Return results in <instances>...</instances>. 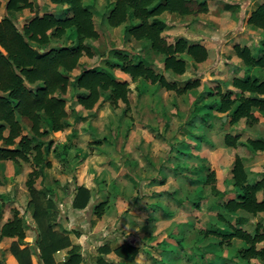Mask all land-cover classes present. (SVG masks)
Masks as SVG:
<instances>
[{"label": "trees", "instance_id": "1", "mask_svg": "<svg viewBox=\"0 0 264 264\" xmlns=\"http://www.w3.org/2000/svg\"><path fill=\"white\" fill-rule=\"evenodd\" d=\"M86 1L49 0L50 9L52 4V9L61 10L59 13L50 10L35 13L37 3L34 0H8L6 16L0 21V162L31 164L33 170L26 187L38 229L37 251L29 247L21 248L18 243L26 238L25 219L18 210H14L13 218L3 225L0 238L18 240L12 244L11 251L19 264H32L33 255L38 257L40 264H58L55 254L72 247L65 230L64 233L54 230L59 215L55 195L51 198L49 190L35 186L43 177L44 169L52 168L47 154L54 148V153L67 155L72 147L69 143L55 144L52 136L71 127L69 118L77 116L74 106L81 105L91 111L103 101H109L113 109H118L120 103L124 104L123 113L127 114L131 107L132 89L128 81L116 77L115 69L129 75L134 83L148 82L175 92L177 96L186 95L199 88L201 80H169L164 74L156 72L152 53L164 56L163 69L178 76L187 71L186 57L195 64L204 63L209 58V51L203 44L184 36L169 38L165 34L168 23L162 18L165 14L180 17L206 14L209 11L207 1L108 0L105 13L108 25L112 29L124 26L126 33L141 42L148 54L136 62L126 50L116 49L114 62L107 61L104 65L93 67L83 65L81 60L84 57L93 59L100 55L92 45L100 34L95 27L92 8ZM26 10L33 16L20 26L17 15ZM248 24L264 32V1L251 13ZM261 46L257 57L248 46H234V55L247 69L245 75L232 78L230 89L218 86L210 91L208 96L215 99L210 104L195 106L192 120L205 109L222 114L220 121L223 125H236L244 120L247 127H253L259 123V116L264 118V38ZM78 68H81L80 73L72 76ZM253 69L260 70L261 74H253ZM70 89L69 100L67 94ZM224 117L227 122H224ZM241 138V134L227 133L225 144L232 149L241 146L255 154L264 153V138H248L245 141ZM206 169L209 172L206 183L211 185L212 193L222 199L220 207L223 214L217 217L223 226L200 232L206 237L217 238L220 248L231 247L235 239L241 240L246 247L238 249L235 258L244 261V264H251L254 260L264 263V223L251 222L253 228H243L250 224L251 218L264 214V171L257 173L256 179L251 181L244 159L236 155L230 170L234 189L221 192L215 186V171ZM74 191L77 192L74 208L87 209L91 200L90 191L77 185ZM140 197L138 195L136 199ZM107 204L96 205L94 215L101 218ZM199 204L195 203L196 206ZM51 215L56 216V221L50 220ZM107 251L100 249L104 254ZM115 251L125 260H133L138 252L131 243ZM80 263L81 256L72 251L71 257L63 264ZM98 264L112 263L100 257ZM220 264L241 263L231 261Z\"/></svg>", "mask_w": 264, "mask_h": 264}, {"label": "crops", "instance_id": "2", "mask_svg": "<svg viewBox=\"0 0 264 264\" xmlns=\"http://www.w3.org/2000/svg\"><path fill=\"white\" fill-rule=\"evenodd\" d=\"M205 1L208 3V13L198 16H184L181 19L183 21V18L189 19L191 17L190 23L193 22L200 30H204V34L216 37L215 40L214 38L204 40L205 37H202L197 41L207 47L209 58L206 62L197 63L196 65L198 67H209L213 60L211 47L217 46L219 53H217L218 58L216 57V60L219 59V63L216 64V67L218 70L223 69L225 71L224 77H228V82L222 84L221 81H218L216 87L221 86L223 89H230L231 86L228 85L230 80L234 77H243L247 69L235 55L230 56L231 52L229 53L231 59L226 61L227 64H225L222 53L232 51L235 44L250 47L252 54L256 57L261 53V41L264 38V32L248 24V19L257 5L264 0ZM51 7L53 8L54 5L51 4ZM4 12L2 4L0 7V21ZM200 30L197 29L198 32ZM183 36L194 41L187 35ZM129 38L134 40L130 36ZM134 41H131L132 46L135 48L130 50V56L138 62L143 60L148 52L145 48L139 50V45H137L139 42ZM137 52L140 54L138 60L133 58L135 54H138ZM152 59L155 61L156 72L164 74L169 80L171 78V80L184 82L192 79L184 78L188 72V66L186 73L178 76L163 69L164 56L152 53ZM157 59H160V62ZM83 61L82 59L81 63ZM79 73L80 71L77 72V74ZM252 73L261 74L260 70L254 69ZM114 74L119 79L128 81L131 89L132 85L135 86L136 101L133 106L132 124L127 125L125 123L121 126L120 122L117 124L118 120L104 119L105 110H110L108 106L98 110L101 105L99 104L89 111L81 105H75L77 116L69 118L71 127L64 132L55 133L56 136L54 137L52 136L56 142L55 144L64 145L69 143V145L72 144V147L67 155L58 156L59 152L50 154L48 158L52 163V168L44 169L43 177L38 179L36 184L37 189L46 188L55 192V202L59 208L57 223L60 224V227H55L54 230L62 233L65 230L67 232L65 234L70 237L72 242V247L55 254L58 264L65 263L71 257L72 251L81 256L80 264H98V258L100 257H103L107 263L112 264H157V260L164 261L172 258L170 255L166 259L164 254L167 253L166 242L169 240L172 243L173 236L180 239L193 238L197 235V232L199 233V230L205 228L206 213L212 217L213 224L222 227L223 225L217 217L218 214H223L220 207V200L222 199L215 196L212 193L211 185L206 183L209 172L204 169V162L209 163L210 158L209 151L201 146V144H205L204 142L218 141L222 143L218 147L219 152L216 156H220L221 153L228 156L220 171L212 169L216 173V189L221 192L234 189V181L230 170L236 155L244 159L245 168L250 179L255 180L257 173L264 171L258 166L261 163L259 159L264 153L255 154L246 148L250 153V155H247L241 152L240 148L244 147L239 146L232 149L225 144V135L227 133L232 134L236 125L245 128V121L242 120L236 125H223L221 123V127L229 126L226 131H222L216 120H220L223 115L208 109H205V112L201 111L197 115L196 121L195 118L192 120L196 122V126L192 127L191 131L188 129L187 135L179 136L177 134L174 136L183 144L187 143L189 138L194 141L193 135L198 128L201 136L196 137L199 140L195 141L198 146L194 151L183 147V151L186 153H181V148L172 153H170V150L167 154L164 152L159 153L156 147L159 140L156 137L157 135L161 136L160 140L165 144L164 137L168 135L165 126L169 120L165 119L164 116L166 111L172 115L171 110L166 108L163 98L164 96L174 95L175 92L166 91L159 85H152L148 82L143 84L141 82L134 83L129 75L122 73L119 69L114 70ZM207 79L213 80L215 76L201 79L203 82V85L201 82L202 87L208 81ZM197 89H193L186 95L179 97L189 99L188 95ZM214 90L210 88L202 90L207 100V103L203 104L207 105L213 102L215 97L208 96V94ZM139 93L142 95L139 96ZM107 102L109 103V101ZM173 104L177 105L176 102H173ZM257 116L259 115L257 114ZM257 125L258 127L263 126L264 118L259 116ZM257 125L248 127L243 131L239 130L237 134L242 135L241 141L256 138L254 127ZM124 126H131L128 140L125 139L124 135H117L114 131L116 128L121 131ZM158 126L161 127L159 133L156 132ZM96 132L98 133L97 136ZM261 137L264 138V136ZM250 159H256L258 162L255 163L256 160H254L252 164L247 163ZM201 160H203L202 163ZM25 164V162H21L19 165L12 161L0 162V200L7 196L13 197L17 189L21 191L23 197L28 194V189L26 190L25 186L33 168L31 164ZM127 176H129L128 181H126ZM76 185L83 186L90 191L91 200L85 210L75 209L73 206L77 193L74 191ZM184 186L189 190V193L196 192V194L190 196L187 192L186 196H183ZM206 186H210V193L214 197L212 207L208 201L209 197H205L200 193L202 190L204 191ZM180 187L182 191L179 190ZM125 191L128 192L125 193ZM138 195L141 197L136 199ZM8 202L9 200L6 203L0 201V231L3 225L13 218V211H20L21 209L19 201ZM29 202L30 200L24 199L22 203L28 207V214L31 215L34 222V207L29 205ZM102 202H108V204L104 215L98 218L94 215V208ZM197 202L200 203L198 206L195 205ZM182 203L183 205H181ZM192 203L194 206L191 205ZM250 220V224L243 226V228H253L251 222L254 223V219L251 218ZM191 222L195 223L196 226L194 233L187 230V226ZM25 223L27 243L21 248L29 247L38 251V234L33 230L31 222L27 224L25 219ZM16 241H18L17 238H0V261L5 264H19L11 251L12 244ZM128 243L134 245L138 250L133 260H125L115 253L117 248L126 246ZM235 244L239 246V249L246 247L245 243L238 239L233 240L232 246ZM104 246L106 247L104 248ZM178 247L180 248V246ZM73 248L74 250H72ZM101 248L108 249L109 252L101 253ZM228 248L230 247L223 248L224 254L220 257L226 258V262L236 261L244 264V261L235 258V254L226 256L225 253ZM149 252H152L153 255ZM211 252H207V256H209L207 258L214 257V253L212 252L211 255ZM173 257H176V253ZM199 260L194 262V260L187 259L184 261L183 259L181 264H196ZM32 264H40L36 255L32 256ZM251 264L264 263L254 260Z\"/></svg>", "mask_w": 264, "mask_h": 264}, {"label": "rangeland", "instance_id": "3", "mask_svg": "<svg viewBox=\"0 0 264 264\" xmlns=\"http://www.w3.org/2000/svg\"><path fill=\"white\" fill-rule=\"evenodd\" d=\"M7 1L8 0H3V1L0 0V7L3 4L4 10H5V6H6ZM34 1H36V3H37V11H35V13H38V12L43 13V12H46L48 10L55 11V13H59L61 11V10L55 9V8L50 9V5L48 6L49 3H47V2H49V0H34ZM86 4L92 8L91 10L93 11V15H94L95 27L100 34V38L98 40L92 41V45L97 50H99L100 55L93 58V59H89L87 57H84L83 58L84 61L82 62L83 65H86L88 67H93L96 65H104L105 62H107V61L108 62L109 61L114 62L115 59L113 57V54H114V51L116 49L126 50L130 54V50L135 48L134 46H132L131 43L135 42V41L131 40L129 38L128 34L126 33L124 26H122L120 28L112 29L108 25L107 20L105 19V13L107 10L108 0H87ZM5 16H6V11L3 13L2 19ZM31 16H33V15L30 13L29 10H26L23 13L18 14L17 17L19 19V25L22 26L25 23V21L28 20ZM162 18L164 20H166L168 23V27L165 30V34L171 39H173V37H178L180 35H182V36L187 35L192 40H194L192 42H197L202 37H205V38H203L204 40L206 38L207 39H210V38L213 39L214 38V40L216 39V37L213 35L204 34V30H200L196 26V24H194L193 22L190 23L189 20L191 17L189 19L183 18V21H182L181 17H179L177 15L165 14ZM181 22H182V24H184V26H182V24L180 25ZM197 29L200 31L198 32ZM198 34H199V37H198ZM137 45H139V50L144 49L142 43L139 42V44H137ZM235 45H233L232 51H225L224 53H222L223 61L225 64H227L226 61L231 59L230 56H232V54L234 55L233 49H234ZM217 50H218L217 46L214 45L211 47V51H212L211 53H212L213 60L211 61V65L209 67H206V66L198 67L194 62L189 60V57H186L187 62H188V72L184 77L185 79H188V78L197 79L198 78L201 80L205 77L209 78V76H215V79H213V80L207 79L208 81L206 83H204L203 87L201 86L199 89L195 90V92H192L190 95H188L189 99L188 98H185V99L181 98L179 96H176L175 94L170 95V96H164L163 99H164V102L166 103V106H167L166 108L171 110L172 115L168 114V111H166L165 116H164L165 119L169 120L168 124L165 126L166 134H168L167 136L164 137L165 138V144L162 143V141L160 140L161 136L157 135V137H156L159 140V142L157 141V146H156L159 153L164 152L165 154H167L169 150H170V153H172V152H176L179 148L182 149L180 151L181 153H186L185 151H183V147L189 148V149H191V151H194L196 146H198V143L195 142L196 140H199L196 137L201 136V135H199L200 132L198 131L199 130L198 128L196 130V133L193 135L195 138L194 141L192 138H189L187 140V143L183 144V143H180L178 141V139L174 136H176L177 134L179 136L185 135V134L187 135L188 129L191 131V128L196 126L195 121L197 119H195V121H192V118L194 116L193 110H194L195 106L197 107L203 103H207V100H206L202 90L203 89L207 90L209 88L211 90H214V88H217L216 86H217L218 81H221L222 84L228 82L227 81L228 77H226V76L224 77V75L226 74L225 71H223V69L218 70L216 67L217 66L216 64L219 63V59L216 60V57L218 58L217 53H219V50H218V52H217ZM137 53L138 54H135V56L133 57V58H136V60H138L140 57L139 52H137ZM229 53L231 54L230 56H229ZM158 61L160 62V59ZM80 69L81 68H78L77 71L72 74V76L77 75V72H79ZM116 70L117 69H115V71ZM170 80H171V78H170ZM201 82H202V80H201ZM202 85H203V82H202ZM134 88H135V86L132 85L133 91L130 95L131 107H130V111L127 114L123 113V110L125 109V105L122 103H120V107L118 109L111 108V106L109 105V103L107 101H103L101 103L98 110H100V108L103 109V107H105V106H108L110 108V110L109 109L105 110L104 119H110V120L113 119L114 121L118 120L117 124H119V122H120L121 126H122V124H125V123L127 125L132 124L131 121H133L132 114H133V110H134L133 106H134V103L136 101L135 100L136 99V91ZM71 94H72V89H70L68 94H67V98L69 100H70ZM173 102H176L177 105H174ZM70 103H72V102H70ZM188 104H189V107H188ZM164 112H165V110H164ZM197 115H199V114H197ZM216 121L219 124V126L221 127V125H220L221 121L220 120H216ZM23 126L25 127L24 124H23ZM131 126L130 127L124 126L121 131H118L116 128V129H114V131H116L115 134H117V135L119 134L120 136L124 135L125 139L128 140V134L131 131ZM228 127L229 126L221 127L222 131H226ZM246 128H248V127L245 126V128H243V126L236 125V127L232 131V134H237V132H239V130L243 131V130H246ZM254 128H255L254 132H256L255 134L257 135L256 137L264 136L263 135L264 134V125L260 126V127H258V125H257ZM160 131H161V127L158 126L156 128V132L159 133ZM95 134H96V136L98 135L97 132ZM191 134H193V133H191ZM54 136H56V135H53V137ZM243 137H245V136L243 135ZM261 138H263V137H261ZM205 141H206V138H205ZM204 143L205 144H201V146H204L205 149L207 151H209V158H210L209 163H207L206 161L204 162L205 163L204 169L208 168L209 170L215 169V170L220 171L221 166L225 165L226 158L228 157L227 155H223V153H221L220 156H216L219 152L218 147H220L222 145V143H220L218 141L211 142V143L210 142L209 143L204 142ZM216 148H217V150H215ZM240 149H241V152L243 154L250 155L249 151L245 147L240 148ZM53 150H54V148H53ZM53 150L49 154H47L48 160H49L48 157L50 156V154L53 153ZM188 152H190V151H188ZM57 155L59 156L60 152ZM263 158H264V155H262V157L259 159L261 162L260 165H258V166H260V169H264ZM254 160H256V159H254ZM254 160L250 159V160H248L247 163L252 164ZM202 162H203V160H201V163ZM256 162H258V160H256L255 163ZM25 165H27V163ZM207 172H208V170H207ZM128 178H129V176L126 177V181H128L127 180ZM251 181H253L252 178H251ZM173 186H174V184H173ZM184 187H183V190L185 192L183 193V196H186V194L189 190L186 188V186H184ZM25 188L27 190L26 186H25ZM35 188H36V186H35ZM47 190H49V189H47ZM179 190L182 191V188L180 187ZM127 192L128 191H125V193H127ZM210 192H211L210 186H206L204 191L202 190L200 193L202 195H205V197H209L208 201H209L210 206L212 207L214 205L213 204V202H214L213 198L214 197L211 195ZM23 193H24V191H23ZM54 194H55V192H53L52 190H49V196L51 198H54ZM188 194L190 196H192V194L195 195L196 192H194V193L188 192ZM22 197H23V194H21V191H19V189H17V191H16V193H14L13 197L7 196L5 198H1L0 201H1V203H3V202L6 203L7 200H9L8 203H11V202L14 203V201H19V205L21 208L19 211V214L26 219L27 224H29L28 222H31L30 224H32L31 226L33 227V230L37 233L38 232L37 224L35 221L34 222L32 221L31 215L28 214V211H27L28 207L22 203L24 201V199H27V201L31 199L29 191H28V194H26L23 198ZM181 205H183V203ZM191 205L194 206L193 203ZM205 217H206L205 222H204L205 228H203L202 230H199V233L197 232V235L195 237H193V238L188 237L187 239H180L176 236H173L172 243L168 240L166 242V245H167L166 252L167 253H165L164 256L167 259L168 256L171 255L172 258L170 260H164V261L162 260L163 262L160 260H157L156 261L157 264H181L183 259H184V261L187 259L194 260V262H197V260L200 259L199 262L196 264H206L207 262H212L213 264H217V263L220 264V263L226 262V258L220 257L222 254H224V249L220 248V246L218 244L219 240L215 237H212V236L206 237L204 234H202L200 232V231H208L210 229L213 230V229L217 228V225L213 224V219H212V217H210L209 214L206 213ZM253 219H254V223L259 222V221L264 223V214L258 215L257 217H255ZM50 220L56 221V216L51 215ZM57 220H58V218H57ZM55 227H60V224L55 223ZM195 227H196L195 223L191 222L187 226V230L192 231L194 233ZM60 230H62V229H60ZM16 242H18V241H16ZM18 243H19L20 247H22L27 243V241L25 239L23 242L19 241ZM178 246H180V248ZM238 247L239 246L236 244L233 246L231 245V247L228 248V251L226 250V253H225L226 256H228V255L231 256L234 254L236 255L237 250L239 249ZM224 248H227V247H224ZM210 251H212L214 253L213 254L214 257L211 256L212 258H207V257H209V256H207V252H210ZM212 252H211V255H212ZM149 253L152 254V252H149ZM175 253H176V257H173L175 255ZM177 257H179V259H177ZM0 264H5V263L0 261Z\"/></svg>", "mask_w": 264, "mask_h": 264}, {"label": "water", "instance_id": "4", "mask_svg": "<svg viewBox=\"0 0 264 264\" xmlns=\"http://www.w3.org/2000/svg\"><path fill=\"white\" fill-rule=\"evenodd\" d=\"M224 121H227V118H224Z\"/></svg>", "mask_w": 264, "mask_h": 264}]
</instances>
